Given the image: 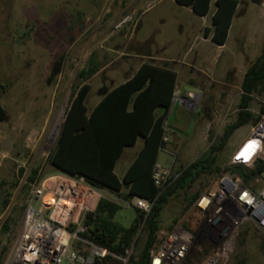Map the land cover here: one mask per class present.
Listing matches in <instances>:
<instances>
[{
	"label": "rangeland",
	"instance_id": "1",
	"mask_svg": "<svg viewBox=\"0 0 264 264\" xmlns=\"http://www.w3.org/2000/svg\"><path fill=\"white\" fill-rule=\"evenodd\" d=\"M245 8L239 10L229 42L213 61L194 65L195 69L175 66L182 83L192 73L197 89L182 86L195 95L188 98L177 79L172 105L179 106L167 117L165 147L158 154V163L186 167L204 155L211 136L220 137L233 121L243 73L264 47V5ZM197 24L195 16L169 0H0V104L7 114L6 122L0 124V181L10 184L19 168L27 174L36 165L43 168L44 177L54 174L47 159L64 121L76 75L90 58L98 71L87 81L91 86L85 100L89 112L105 90L128 79L142 62L165 63L157 51L169 58L181 55L187 35ZM146 49L151 51L149 55H141ZM2 86L7 87L3 90ZM263 102L254 98L251 108L259 111ZM250 126L234 133L219 156L220 167L234 149L232 141L248 136ZM141 143L139 139L134 147L124 149L116 173L129 166ZM209 180L198 179L189 193L202 192ZM19 182L14 190L10 185L0 188V230L9 215L14 219L11 231L0 234L3 264H11L22 226L24 210H20L25 208L27 196L23 198L20 192L24 178ZM7 194H11L10 202L3 209ZM103 195L116 199L107 191ZM180 201L167 204L161 229L170 230L183 219L188 210L183 211ZM134 218V209L123 206L114 221L128 228ZM142 242L140 234L139 246ZM235 243L224 264L231 263ZM204 245L205 256L192 257L194 261L200 263L208 256L210 247ZM243 250L248 264L263 263L253 243Z\"/></svg>",
	"mask_w": 264,
	"mask_h": 264
},
{
	"label": "trees",
	"instance_id": "2",
	"mask_svg": "<svg viewBox=\"0 0 264 264\" xmlns=\"http://www.w3.org/2000/svg\"><path fill=\"white\" fill-rule=\"evenodd\" d=\"M174 1L200 17L207 16L211 7V0ZM252 2L264 5V0ZM239 4V0H216L211 28L204 29V37H209L217 46H224ZM149 52L146 49L140 54L149 55ZM97 71V63L94 58H90L77 73L69 106L47 163L54 173L84 177L90 185L107 191L116 199L127 201L138 197L153 202L147 215L133 208L135 218L128 228H124L114 221L121 207L108 198H101L94 211L85 215L83 223L86 232L80 235L89 244L109 253L103 259H95L94 264H122L120 258L127 257L126 252H130L126 264H148L150 253L157 242L161 214L170 201L180 198L183 211L186 212L201 193H189L198 179L212 177L224 169L237 173L247 183L264 168L263 164H257L253 170L243 166L227 169L220 167L218 162L232 135L241 127L259 120L260 116L254 115L249 109L254 98L264 101V47L244 72L233 121L224 128L220 137H210L212 143L203 156L186 167H179V177L161 193L154 185L152 169L157 163L160 150L165 147L167 117L176 91L177 73L167 62H142L128 79L105 90L89 112L85 100L91 86L87 81ZM6 87L2 86V89ZM259 113L264 114V105L260 106ZM6 118V111L0 104V123H4ZM139 139L142 142L141 148L125 174L119 178L115 173L116 163L124 149L134 147ZM43 176L40 165L32 167L27 174L25 169L19 168L12 183L2 180L0 188L10 185L11 190L17 189L19 180L24 178L20 192L25 198L31 186ZM10 198L11 194H7L2 202L3 209L8 207ZM23 210L24 207L20 211ZM13 224L14 219L9 215L1 226L0 234L9 233ZM140 234L143 235L141 246ZM248 243L255 245L264 264V233L249 225H244L239 231L236 251L230 264H248L243 250ZM204 246L202 240L196 238L191 250L192 257L198 259L205 256ZM87 247V244L79 241L73 244V248L78 251ZM0 264H3L2 254Z\"/></svg>",
	"mask_w": 264,
	"mask_h": 264
},
{
	"label": "built area",
	"instance_id": "3",
	"mask_svg": "<svg viewBox=\"0 0 264 264\" xmlns=\"http://www.w3.org/2000/svg\"><path fill=\"white\" fill-rule=\"evenodd\" d=\"M186 96L190 98L191 93ZM249 111L260 116L259 120L251 124L249 135L234 147L223 168L243 166L253 170L257 164L264 165V114L251 107ZM179 175L173 163H156L152 169L159 193ZM101 198H106L103 191L84 177L62 172L41 177L27 195L11 264H94L95 259H103L109 254L107 250L80 238L86 232L85 215L94 211ZM110 201L120 207L136 208L144 215L153 204L138 197ZM244 225L264 233V168L247 183L237 173L224 169L210 177L183 219L170 230L159 229L148 264H224ZM198 237L210 247L200 263L191 255ZM78 241L88 247L75 250L73 244ZM126 254L120 258L123 264L130 252Z\"/></svg>",
	"mask_w": 264,
	"mask_h": 264
},
{
	"label": "crops",
	"instance_id": "4",
	"mask_svg": "<svg viewBox=\"0 0 264 264\" xmlns=\"http://www.w3.org/2000/svg\"><path fill=\"white\" fill-rule=\"evenodd\" d=\"M169 1L172 4L177 5L174 0H169ZM215 1L216 0H211L210 11H209L208 15L205 16V17L197 16L189 8H185V7H181V6H178L177 5L181 10L185 11L186 14H188L190 16H195V18L198 20L197 27L195 28L194 31L191 32L192 33L191 35H189V36L187 35V37L185 39V43H184V48H183V51H182V54L181 55H177L176 58H169V57H167V56H165L163 54H160V52L157 51V53H159L158 55H160V57H161V60L164 61V62L170 63L171 68H173V70L177 73V79L179 78V80H180V84L179 85H181V86H179L180 87L179 89L183 93V95H187V94H189L191 92L184 90V88L182 86H184V85H194L196 89H197V87L195 85L194 78L192 77V73L191 74L190 73L187 74V79L185 80L184 83H182L181 82V79H180V76H179L180 74L175 69V66L176 65L177 66H180V64H182L184 66H187V67H190L192 69H195V67H197V66H194V65H198V64L204 63V62H207L208 63L210 61H213L214 60V57L216 56V54L217 53H220L223 50V48H225V46L227 45V43L229 42V39H230V36H231V32H232V29H233V22L236 19L239 10L240 9H243L245 7L249 10L250 7H257L258 6V4L252 2V0H239L240 1V4H239V6L237 8V13H236V15H235V17H234V19L232 21L231 28H230V31H229V34H228V38H227L226 44L224 46H217V45H215L214 43L211 42V40H210L209 37L206 38L203 35V32H204V29L205 28H211V16L213 15L214 10H215V7H214ZM244 4H246L245 7H243ZM218 50H220V51H218ZM185 60L188 61L186 64L184 63ZM243 75H244V73H243ZM242 78H243V76H242ZM241 82H242V80H241ZM177 86L178 85H177V80H176V89H177ZM194 96L195 95H191L190 98H193ZM99 100L94 104V106L99 102ZM177 106H179V105L176 104V103H174L172 105L170 111H173V109L175 107H177ZM93 107L91 108V110L93 109ZM233 135H232V137H233ZM232 137L230 138V140L228 141V143L231 142ZM241 140H242V138L239 136L237 139H235V141H232L233 142L232 143V147L234 148ZM140 148H141V146H140ZM137 152H136V154H137ZM127 168L120 167L119 173H116L115 172L116 175L119 178H121L125 174Z\"/></svg>",
	"mask_w": 264,
	"mask_h": 264
}]
</instances>
